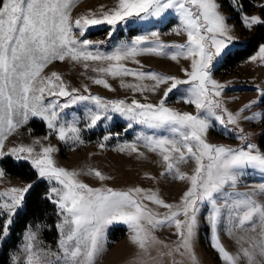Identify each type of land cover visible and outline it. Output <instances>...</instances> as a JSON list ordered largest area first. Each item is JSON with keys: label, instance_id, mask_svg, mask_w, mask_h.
Returning <instances> with one entry per match:
<instances>
[{"label": "snow or ice", "instance_id": "1", "mask_svg": "<svg viewBox=\"0 0 264 264\" xmlns=\"http://www.w3.org/2000/svg\"><path fill=\"white\" fill-rule=\"evenodd\" d=\"M76 3L77 0H0V158L5 156L3 147L8 134L26 125L31 118L43 121L50 134H55L60 141L82 143L78 126L81 117L74 114L71 120H66L62 113L84 104L82 118L89 130L101 121L112 120L111 113H119L126 120L142 125L148 131L136 136L139 145L125 143L119 150L141 157L143 153L138 147L157 153L165 166L162 175L188 181L189 187L178 205L168 204L158 193L139 187L126 191L92 188L78 179L81 172L68 171L55 164L52 154L56 149L41 146L40 152H36L34 147L23 145L12 148L7 155L18 161H30L38 178L52 185L47 199L56 206L61 222L56 226L59 254L44 253L55 255L49 264H96L108 242L107 228L114 222L125 224L131 233L130 242L144 252L152 243H163L156 240L154 231L174 227L178 242L174 249L164 244L169 251L160 255H187L191 264H197L193 241L201 216L208 226L210 246L223 262L240 264L243 258L245 264H262L257 257L264 258V203L257 197L264 196V153L256 144L247 142L251 135L241 134L244 130L239 125L241 120L254 122L264 117L261 113L244 115L257 101L234 114L218 99L225 85L212 79L213 62L228 55L229 44L234 40L227 18L220 12L221 6L216 0H118L108 11L101 7L97 12L90 11L73 19ZM168 13L174 14L178 21L173 31L178 35L187 34L186 44L165 45L159 42V31L135 36L130 41L120 40L110 51L101 50L87 38L80 39L95 26H110L108 35L112 38L117 25L159 21ZM242 21L248 28L264 25L259 16L243 15ZM141 54L170 57L173 61L191 57V71H186L187 79H179L130 69L122 63L135 62ZM66 58L83 61L85 69L89 61L109 62L107 67H93L92 71L113 78L133 76L141 82L154 81L151 86L122 82V87L141 94L155 93L161 84L168 87L158 103L105 101L99 96L81 94L56 72L41 75L53 61L62 62ZM259 58L264 60V46L259 48ZM91 79L109 88L105 79ZM183 85L187 87L182 88ZM84 91H88L87 87ZM174 91L180 93V102L195 107V115L166 105L169 94ZM260 97L264 100V91ZM214 122L221 126L223 133H235L242 146L232 148L209 143L206 137L216 126ZM229 125L235 127L229 128ZM132 126L129 123L127 128ZM109 139V135L103 137L105 142ZM34 143L40 144V141ZM104 146L100 144L101 148ZM190 160L195 167L188 175L180 166ZM83 174L94 175L101 181L107 179L92 168ZM4 175L0 169V178ZM253 176H259L260 180L249 183L248 178ZM241 184L252 190L237 191ZM32 187L29 184L12 188L11 196L4 194L8 199L0 203V215L6 214L0 240L9 235L13 217ZM146 201L167 211L160 213ZM257 229V235L249 238V247L242 248L235 256L221 243V232L231 237L237 230L256 232ZM24 241L27 264H39L42 250H33L36 233L31 226L24 234ZM173 264H182V261L174 260Z\"/></svg>", "mask_w": 264, "mask_h": 264}, {"label": "rangeland", "instance_id": "2", "mask_svg": "<svg viewBox=\"0 0 264 264\" xmlns=\"http://www.w3.org/2000/svg\"><path fill=\"white\" fill-rule=\"evenodd\" d=\"M226 1L227 4L223 7L221 1L216 0L221 6L220 12L227 18L226 23L232 29L231 35L234 37V40L229 44V49L227 50L229 53L242 47L258 26L256 25L252 28L246 27L242 21V16H259L262 20H264V18L258 10H247V3H244L243 0H238L236 4L233 3V0ZM117 3L118 0H77L75 7L72 9V17L75 19L90 11L97 12L101 7H103L104 11H108ZM253 3L256 7H260L264 5V0ZM177 23L176 16L172 13H168L159 21L152 20L150 22L130 25H117V31L113 34L112 38H109L108 35L110 26H95L90 28L86 32L85 37H81L80 39L87 38L91 40L93 44L99 45L101 50L110 51L120 40L130 41L135 36L145 35L150 31H159L161 33L159 42L165 45L186 44L187 34L178 35L173 31ZM261 46H264V44L260 45L259 48ZM259 48L250 56L233 66L227 67L224 65L227 56L218 58L213 62L212 79L225 85L222 95L218 99L222 101L228 111L234 114L253 101H257L258 103L250 110L246 111L244 115L252 116L255 113H261L262 117H264V100H261L260 97V92L264 91V60L259 58ZM168 51L172 50L169 49ZM252 57H256V59L253 60ZM191 59V57L187 59L178 57L177 60L173 61L170 57L157 56L155 54H141L135 58V62L127 60L122 63L130 69L141 70L146 73L154 72L162 76L187 79L186 71H191ZM87 63L89 67L85 69L83 61L73 62L68 58L62 62L53 61L44 69L41 75L50 76L52 72H56L68 85L79 89L81 94L99 96L105 101H125L127 104H131L133 100H137L141 103H158L163 96V92L168 87L167 84H161L155 93L152 91H145L143 94L139 91L134 92L131 88L122 87V82L124 84L143 83L151 86L154 84V81L144 80L141 82L137 81L133 76L113 78L110 75L92 71L93 67H107L109 62L89 61ZM90 77L105 79L109 88L95 84ZM85 87L88 89L87 92L84 91ZM181 87L184 88L187 87V85ZM179 95L180 93L176 91L169 94L166 105L178 112H187L195 115V107L180 102L178 99ZM145 97H147V99H145ZM47 99L54 98L48 97ZM61 102H63V98H61ZM87 106L91 107L92 105ZM84 108V104H79L65 109L64 113H62V116H64L66 120H71L74 114L81 117L78 126L81 128L80 136L83 141L82 143L77 144L71 141L65 143L60 141L55 134H50V130L46 127V124L41 122L39 118H31L26 125L8 134L3 147L5 156L0 158V169L3 170L2 160L6 158H12L19 163L26 162L31 166L28 160L18 161L15 157L7 155L12 148L23 145L26 147H34L36 152H40L41 146H50L56 149L52 154L55 164L68 171L81 172L78 179L92 188H111L113 190L126 191L139 187L143 190H150L158 193L168 204L178 205L182 196L188 190V181L173 180L171 176L166 177L162 175L165 171V166L161 156L157 153L148 151L143 147H138V151L143 153V157H141L137 153L128 150H119L120 146L125 143H136L139 145L140 142L136 140V136L148 130L142 125L126 120L119 113H111L113 116L112 120L101 121L96 128L89 130L85 127V121L82 118L84 115ZM263 120L264 118L254 122L241 120L239 125L240 128L244 130L241 134L251 135V139L247 142L256 144L262 153H264V148L260 145V137L264 131ZM35 121L38 122L36 125L34 124ZM43 123L44 131L40 133L37 124L42 126ZM129 123L133 124L130 129L127 128ZM214 123L216 126L211 128L207 133L206 138L209 143L232 148H240L242 146L241 142L235 138V133L225 134L221 126L216 122ZM228 127L234 128L235 126L229 125ZM160 134L162 135L163 133ZM105 135L110 136V139L106 142L103 141ZM45 137L47 138L45 139ZM37 140L40 141V144L34 143ZM101 143L105 144L103 148L100 147ZM194 167V161L190 160L188 163L182 164L180 169L182 172L191 175ZM89 168L100 171L107 179L101 181L94 175H84L83 173ZM33 170L35 171V169ZM37 180L41 179L37 176ZM248 180L249 183L253 181L258 182L260 177L253 176L248 178ZM34 182L36 181H26L22 178L12 177L5 173V175L0 178V203L6 201L8 196L12 195L10 189L23 188L29 184L33 185ZM45 182L48 183L47 181ZM48 185L51 188L52 185L49 183ZM251 190V188L245 187L243 184L237 188V191L240 192H249ZM5 193H8V196H5ZM257 199L261 203H264V196L257 197ZM145 203H147L149 207L155 208L160 213L167 211L162 207L153 205L151 202L146 201ZM15 216L13 217V221L15 220ZM56 217V223L59 224L61 222V217L58 214H56ZM181 219H183V217H181ZM5 220L6 214L0 215V233H2ZM45 228H47V226L42 224H36L31 227L32 231L36 233V241H34L33 250H42L39 257V264H49V261L55 260V255H44V253L51 252L59 254L57 248L59 234L55 242L46 241L43 236V229ZM175 231L174 227L154 231L156 240L162 241L163 243H152L149 245L148 251L144 252L130 242L131 233L128 227L123 223L114 222L107 228L108 242L103 254L96 259V264H173L174 260L182 261V264H191L187 255L184 257L178 254L172 256L160 255L161 252L166 253L169 251V248H165L164 244H168L173 249L175 248L176 242H178ZM25 232L23 233L22 242L12 254L10 264H27V253L23 250ZM258 232L259 229H257L256 232L237 230L231 237L221 232L220 239L229 254L235 256L241 252L242 248L249 247V238L256 236ZM7 237L0 240V248ZM193 252L197 258V264H226V262H223L219 258L217 251L210 246V234L203 216L200 217V226L197 230V236L193 241ZM14 257L15 260L13 259ZM257 259L261 260L262 264H264V258L257 257ZM240 264H245L243 258H241Z\"/></svg>", "mask_w": 264, "mask_h": 264}, {"label": "trees", "instance_id": "3", "mask_svg": "<svg viewBox=\"0 0 264 264\" xmlns=\"http://www.w3.org/2000/svg\"><path fill=\"white\" fill-rule=\"evenodd\" d=\"M222 6H226V0H220ZM246 2L247 10H258L264 18V5L256 7L253 2L261 0H243ZM232 20V18L230 17ZM264 44V25H258L252 35L242 47L237 48L234 52H229L225 58V66H233L236 63L244 60L255 52L260 45ZM43 122V121H41ZM37 121L34 122L36 125ZM37 127L43 132V125L37 124ZM264 127V120H263ZM260 145L264 148V131L260 137ZM2 168L9 176L22 178L26 181L35 180L30 192L26 194L25 201L21 209L16 213L15 220L10 227V232L7 239L3 242L0 248V264H10L12 254L16 251L22 242L23 233L29 226L42 224L47 226L43 229V236L46 241L55 242L58 237L57 230V209L52 204L47 196L50 191V186L43 180H37V173L26 162H17L12 158L2 160Z\"/></svg>", "mask_w": 264, "mask_h": 264}]
</instances>
